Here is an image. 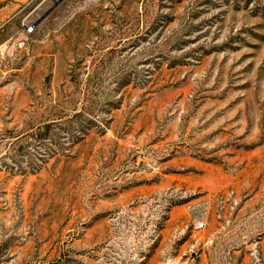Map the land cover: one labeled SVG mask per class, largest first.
<instances>
[{
  "label": "rangeland",
  "instance_id": "1",
  "mask_svg": "<svg viewBox=\"0 0 264 264\" xmlns=\"http://www.w3.org/2000/svg\"><path fill=\"white\" fill-rule=\"evenodd\" d=\"M0 19V264H264V0Z\"/></svg>",
  "mask_w": 264,
  "mask_h": 264
},
{
  "label": "built area",
  "instance_id": "2",
  "mask_svg": "<svg viewBox=\"0 0 264 264\" xmlns=\"http://www.w3.org/2000/svg\"><path fill=\"white\" fill-rule=\"evenodd\" d=\"M6 21L3 19H0V30L5 26Z\"/></svg>",
  "mask_w": 264,
  "mask_h": 264
}]
</instances>
